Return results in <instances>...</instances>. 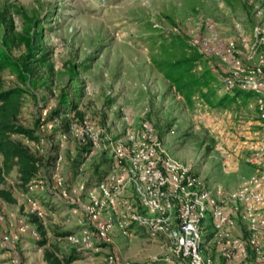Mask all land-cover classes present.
I'll list each match as a JSON object with an SVG mask.
<instances>
[{"label":"rangeland","instance_id":"1","mask_svg":"<svg viewBox=\"0 0 264 264\" xmlns=\"http://www.w3.org/2000/svg\"><path fill=\"white\" fill-rule=\"evenodd\" d=\"M5 3L21 6L38 17L55 77L51 91L38 90L37 94L23 96L19 123L36 129L39 138L15 137L44 160L38 175L43 189L38 187L30 194L21 190L14 171L0 183L15 198V202L0 198V237L4 233L18 235L14 247L0 246V264H46L42 259L44 247L77 249L61 232L77 233L81 224L78 216L69 213L67 202L62 201L54 176L62 178L69 198L83 202L88 191L101 181L95 182L98 175L103 177L110 170L111 161L107 152H89L87 145L69 135L61 139L64 116L69 120L72 114L93 120L113 136L148 121L167 153L181 163L191 164L211 187L234 189L243 176L252 173L251 167L244 170L241 165L243 147L251 144L243 143L236 131L243 121L256 118L254 97L240 95L218 106L199 96L188 102L154 68L150 57L157 54L152 41L158 33L178 34L188 41L191 35L206 34V22L211 20L218 34L233 41L240 50L235 54L244 70H252L264 52V0H0V8ZM10 11L19 30L22 20L13 9ZM242 39H246L248 47ZM243 50L248 57L240 53ZM209 66L218 77L216 93L211 97L215 103L228 93L219 79L229 70L219 58L209 57ZM3 79L5 87L15 83L8 72L3 73ZM62 94L76 102L82 116L70 111L47 120L59 106ZM259 120L264 124V117ZM224 149L236 156L223 162L219 154ZM235 162L238 165L233 170ZM29 196L36 198L44 211V246L35 240L42 235L29 221ZM111 233L112 244L86 251L76 264H104L111 251L120 256L119 264H140L163 256L162 238H151L142 227L135 226L127 236L116 227ZM14 258L18 263L13 262ZM157 264L166 263L161 260Z\"/></svg>","mask_w":264,"mask_h":264},{"label":"built area","instance_id":"2","mask_svg":"<svg viewBox=\"0 0 264 264\" xmlns=\"http://www.w3.org/2000/svg\"><path fill=\"white\" fill-rule=\"evenodd\" d=\"M206 28V34L191 35L189 44L206 57L225 61L229 74L219 79L222 86L227 91L255 93L257 109L264 117V55L258 65L245 71L235 54L240 51L236 44L219 35L211 20ZM242 41L248 47L246 39ZM71 117L60 138L69 135L87 145L89 152H107L111 168L83 202L69 198L62 178L54 176L62 201L81 224L77 233L65 236L70 244L84 252L98 249L112 244L113 227L127 236L139 226L151 238L164 242L162 257L140 264L161 260L166 264H264V143L253 142L242 126L236 135L256 149L251 161L259 168L243 176L236 188L225 190L207 185L191 164L172 158L148 121L113 136L93 120ZM38 187L43 189V180L37 176L26 192L33 193ZM27 202L28 212L41 218L44 211L39 201L29 196ZM17 238V234L4 233L0 246L12 248ZM119 261L117 252L111 251L104 264Z\"/></svg>","mask_w":264,"mask_h":264},{"label":"trees","instance_id":"3","mask_svg":"<svg viewBox=\"0 0 264 264\" xmlns=\"http://www.w3.org/2000/svg\"><path fill=\"white\" fill-rule=\"evenodd\" d=\"M11 9L22 20L19 30H16L14 26L10 15ZM42 30L38 17L29 14L21 6L5 3L0 8V183L14 171L17 174V186L25 192L30 181L39 175L44 160L33 154L28 146L15 137L20 135L30 140L39 138L36 129L27 128L19 123L23 96L37 94L38 90L51 91L55 77L50 51L43 44ZM153 38L152 43L156 45L157 54L150 57L152 65L188 102H191L193 97L199 96L208 103L218 106L240 95L249 97L253 94L250 91L235 89L231 91V94L228 91L215 103L212 102L211 97L216 93L214 85L218 77L209 66V57L202 55L178 34L170 35L161 32ZM70 69H73V66ZM4 72H8L14 78V85L4 86ZM70 111H74L77 116H82V113L76 110V102L62 94L59 106L52 110L47 120ZM61 123L62 132H67L69 118L64 116ZM55 157V155L51 156L53 160ZM98 176L95 182L101 180L102 175ZM0 198L15 202L11 192L3 187H0ZM29 215V221L36 225V230L42 235L35 240L39 245L44 246L46 239L43 220L35 214L29 213ZM71 232L67 230L61 233L70 234ZM83 257L84 251L75 248L65 250L53 246L44 247L42 251V259L46 264H70Z\"/></svg>","mask_w":264,"mask_h":264},{"label":"crops","instance_id":"4","mask_svg":"<svg viewBox=\"0 0 264 264\" xmlns=\"http://www.w3.org/2000/svg\"><path fill=\"white\" fill-rule=\"evenodd\" d=\"M241 53H242V55L244 57H248V54L246 53V51L243 50V51H241ZM263 53L264 52H261V54H263ZM252 55H254V54H252ZM249 57H251V55ZM251 96H253L254 99H255L253 104H254V106L256 108V112H257L256 113L257 114L256 115V118L257 119L255 118L253 120L243 121L242 125H240V126H242V128L245 130L246 134H248L250 136V138L253 140V142H256V143H259V144H263L264 143V124H260V120H259L261 118V116H260L259 110L257 109V95L255 93H253ZM258 125H259V127L258 128H255ZM250 126H252V128ZM249 127H250L251 130H248ZM260 127H262V128H260ZM226 142L227 141H225V143ZM242 151L245 152V154L243 156V160H242L243 162L241 163V165L243 166V169L245 170V169H247V166H249L253 170L252 173L256 172L258 170L259 166L256 165V164H254L251 161L252 155H253V153L256 152V149L252 148V146L249 145V146H244ZM236 153H238V152H236ZM233 154L234 153H230V152L228 153V150L227 149L226 150L224 149V151H222V153L219 154V155H221V158L223 159V162H226V161H230V157L231 156L234 157L235 154L234 155ZM237 165H238V162L233 163V166H234V169L233 170H235V168L237 167ZM241 165H239V166H241ZM14 246L15 245H13L12 247H14ZM106 247L107 246L103 245L100 248L105 249ZM27 254H29V252ZM86 257L89 258L88 256H86ZM81 259L75 260L74 262H72L70 264H76L78 261H81ZM86 264H88V263H86Z\"/></svg>","mask_w":264,"mask_h":264}]
</instances>
